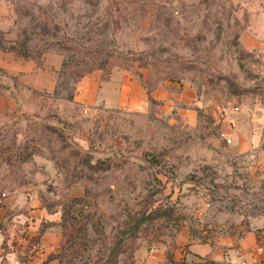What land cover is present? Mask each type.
Segmentation results:
<instances>
[{
	"label": "rangeland",
	"instance_id": "374dc122",
	"mask_svg": "<svg viewBox=\"0 0 264 264\" xmlns=\"http://www.w3.org/2000/svg\"><path fill=\"white\" fill-rule=\"evenodd\" d=\"M245 37L264 42V0H0V54L42 62L15 87L0 76L15 101L0 205L31 194L61 225L55 262L38 264H137L185 226L201 241L264 224V154H233L243 115L264 111V52ZM114 71L169 96L75 101L88 73Z\"/></svg>",
	"mask_w": 264,
	"mask_h": 264
},
{
	"label": "crops",
	"instance_id": "0c3cea01",
	"mask_svg": "<svg viewBox=\"0 0 264 264\" xmlns=\"http://www.w3.org/2000/svg\"><path fill=\"white\" fill-rule=\"evenodd\" d=\"M243 44L249 51L259 49L264 52L263 41L245 37ZM10 56V53L0 54V76L14 79L16 85L23 78L35 80L37 71L41 72L33 61H20ZM96 74L92 72L84 79L75 101L84 105L97 102L109 110L139 109L148 103L149 96L154 102L164 101L169 96L168 92L158 87L149 95L146 88L134 82L126 71L111 72L107 80ZM5 91L0 95V112H10L15 105L10 90ZM235 110L238 111V108ZM251 113L252 116L255 114V118L250 120L251 115L245 113L241 125L237 127L240 131L233 149V154L237 156L264 154V111ZM188 119L192 122L193 114H189ZM18 197L0 205V257H15L21 259L22 264L42 263L45 257L55 262L53 256L62 242L60 227L52 223V216L42 208L38 199L31 194L25 201ZM34 243H39L43 248L44 253L39 256V261L29 254ZM25 256L26 259L22 258ZM29 259L33 261L30 263ZM137 264H264V224L257 222L250 230L201 241L193 238L189 227L185 226L169 242L164 240L157 248L140 250Z\"/></svg>",
	"mask_w": 264,
	"mask_h": 264
},
{
	"label": "trees",
	"instance_id": "16d2710c",
	"mask_svg": "<svg viewBox=\"0 0 264 264\" xmlns=\"http://www.w3.org/2000/svg\"><path fill=\"white\" fill-rule=\"evenodd\" d=\"M5 53L7 54V53H10V52H6L5 51ZM23 58V57H22ZM25 60H26V58H25ZM32 61L36 64V67L39 69V70H42V62L39 60V59H32ZM90 73H92V72H90ZM90 73H88V74H90ZM13 86L15 87V83L13 84ZM144 87L146 88V90H147V92H148V94L150 95V93L156 88V87H149V86H145L144 85ZM0 95H2L3 94V91H5V88L3 87V86H0ZM11 96V95H10ZM12 97V96H11ZM148 103H155L151 98H150V96H149V98H148ZM38 200L40 201V199L38 198ZM41 202V201H40ZM41 205H42V208H44L45 210H46V208H45V206H44V204H43V202H41ZM52 226V225H51ZM60 227H61V225H60ZM44 228H47V226H44ZM43 231V228L39 231L40 233ZM53 258L54 259H56V256H53Z\"/></svg>",
	"mask_w": 264,
	"mask_h": 264
},
{
	"label": "built area",
	"instance_id": "2783aa9c",
	"mask_svg": "<svg viewBox=\"0 0 264 264\" xmlns=\"http://www.w3.org/2000/svg\"><path fill=\"white\" fill-rule=\"evenodd\" d=\"M223 137H224V135H223ZM224 138H225V137H224ZM226 142H227L228 144H230V143H231V141H230V140H228V139L226 140Z\"/></svg>",
	"mask_w": 264,
	"mask_h": 264
}]
</instances>
